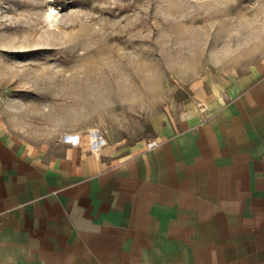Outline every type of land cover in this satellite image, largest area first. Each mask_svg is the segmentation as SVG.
Wrapping results in <instances>:
<instances>
[{"label":"crops","instance_id":"obj_1","mask_svg":"<svg viewBox=\"0 0 264 264\" xmlns=\"http://www.w3.org/2000/svg\"><path fill=\"white\" fill-rule=\"evenodd\" d=\"M125 155L0 121V264H264V62Z\"/></svg>","mask_w":264,"mask_h":264},{"label":"rangeland","instance_id":"obj_2","mask_svg":"<svg viewBox=\"0 0 264 264\" xmlns=\"http://www.w3.org/2000/svg\"><path fill=\"white\" fill-rule=\"evenodd\" d=\"M261 62L264 0H0V121L27 147L125 155Z\"/></svg>","mask_w":264,"mask_h":264},{"label":"bare ground","instance_id":"obj_3","mask_svg":"<svg viewBox=\"0 0 264 264\" xmlns=\"http://www.w3.org/2000/svg\"><path fill=\"white\" fill-rule=\"evenodd\" d=\"M54 11H55V9L51 7L50 10L48 11V15L47 16L49 18H51L52 16H54V13H55Z\"/></svg>","mask_w":264,"mask_h":264},{"label":"built area","instance_id":"obj_4","mask_svg":"<svg viewBox=\"0 0 264 264\" xmlns=\"http://www.w3.org/2000/svg\"><path fill=\"white\" fill-rule=\"evenodd\" d=\"M157 145V141L156 140H151V141H149V143H148V147H154V146H156Z\"/></svg>","mask_w":264,"mask_h":264}]
</instances>
